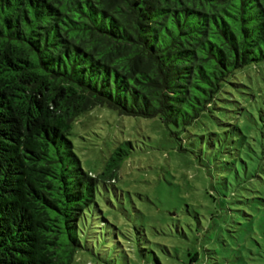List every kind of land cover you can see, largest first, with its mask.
I'll return each instance as SVG.
<instances>
[{"label": "trees", "instance_id": "1", "mask_svg": "<svg viewBox=\"0 0 264 264\" xmlns=\"http://www.w3.org/2000/svg\"><path fill=\"white\" fill-rule=\"evenodd\" d=\"M260 61L264 0H0V264H73L84 248L85 221L134 147L87 171L71 136L83 113L185 129L228 109L219 101L239 104L228 86ZM242 107V126L223 124L241 135L251 162L241 157L236 187L252 194L232 193L264 206V105Z\"/></svg>", "mask_w": 264, "mask_h": 264}, {"label": "rangeland", "instance_id": "2", "mask_svg": "<svg viewBox=\"0 0 264 264\" xmlns=\"http://www.w3.org/2000/svg\"><path fill=\"white\" fill-rule=\"evenodd\" d=\"M236 75L238 87L228 90L239 104L219 101L228 111L216 108V117L204 116L185 129L160 117L120 115L103 106L78 118L71 136L87 171L101 172L126 140L134 148L85 221V246L73 264H155L156 258L163 264H187L190 253L198 254L196 264H264V206L244 203L232 193L252 194L236 187L244 164L251 161L245 151L235 150L241 135L223 124L242 126L247 115L242 106L251 111L264 105V61ZM226 203L233 210H225ZM135 224L144 229L135 232Z\"/></svg>", "mask_w": 264, "mask_h": 264}]
</instances>
